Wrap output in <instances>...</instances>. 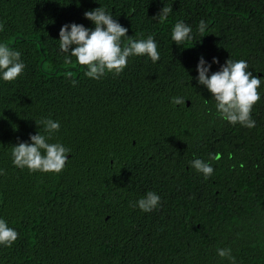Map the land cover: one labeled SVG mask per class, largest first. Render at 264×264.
Listing matches in <instances>:
<instances>
[{"label":"trees","instance_id":"16d2710c","mask_svg":"<svg viewBox=\"0 0 264 264\" xmlns=\"http://www.w3.org/2000/svg\"><path fill=\"white\" fill-rule=\"evenodd\" d=\"M161 3L172 10L165 22L152 18ZM99 4L133 39L152 34L159 59L129 57L99 80L59 59V27H92L82 14ZM176 19L192 26L193 42L169 39ZM0 41L25 63L0 82V217L17 231L0 264H229L217 246L236 264H264V0H0ZM201 55L217 58L210 71L229 57L262 77L254 127L209 111L193 79ZM41 117L60 121L52 140L70 149L57 174L11 164L10 146ZM194 157L212 164L207 180L189 166ZM148 190L160 195L157 208L129 206Z\"/></svg>","mask_w":264,"mask_h":264},{"label":"clouds","instance_id":"9594fccd","mask_svg":"<svg viewBox=\"0 0 264 264\" xmlns=\"http://www.w3.org/2000/svg\"><path fill=\"white\" fill-rule=\"evenodd\" d=\"M162 4V3H161ZM172 12L171 6L162 4L152 18L158 22H165ZM83 17L92 27H86L76 22L64 23L59 27L58 38L55 41L54 52L64 63H75L83 68V76L92 80H99L105 75L118 76L125 68L129 57L143 56L155 63L160 53L157 42L152 34L143 38L133 39L126 35L128 31L121 25L110 10L104 5L86 10ZM207 29L205 20L196 23L195 31L203 33ZM169 39L182 45L186 41L193 42L192 26L182 19H176L169 30ZM217 58L206 61L203 55L197 58L195 77L197 85L205 89L213 102L209 111L221 121L229 125L239 124L241 127L252 128L255 120L251 117L253 105L259 100L261 93L257 90L262 77L258 78L249 71L248 62L244 59L227 58L215 71H210ZM25 69L21 59V52L6 42L0 41V82L14 81ZM73 84L76 81H72ZM207 103L208 99L205 100ZM173 105L185 104L182 96L170 97ZM37 130L29 134L27 141H19L10 146L9 156L11 164L29 173H59L70 153V149L59 140L53 141V135L60 129V121L50 117H41L34 121ZM216 157L209 154V159ZM189 166L202 179L207 180L213 173V166L209 160L194 157L188 162ZM3 169H0V174ZM161 200L160 195L152 190L146 191L129 206L141 212H150L157 208ZM17 237V231L9 226V222L0 217V246H10ZM215 254L221 259H227L229 264H236V257L231 248H215Z\"/></svg>","mask_w":264,"mask_h":264}]
</instances>
